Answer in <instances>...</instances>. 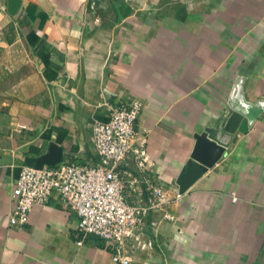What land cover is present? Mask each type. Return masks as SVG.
Here are the masks:
<instances>
[{"label": "crops", "instance_id": "obj_1", "mask_svg": "<svg viewBox=\"0 0 264 264\" xmlns=\"http://www.w3.org/2000/svg\"><path fill=\"white\" fill-rule=\"evenodd\" d=\"M236 76L247 101L264 100V0H20L13 15L0 0V264H117L54 195L8 224L10 193L51 143L59 162L97 165L91 126L133 99V147L147 158L120 161L122 195L145 204L160 187L171 200L124 244L129 264H264V111L183 193L176 185Z\"/></svg>", "mask_w": 264, "mask_h": 264}, {"label": "built area", "instance_id": "obj_2", "mask_svg": "<svg viewBox=\"0 0 264 264\" xmlns=\"http://www.w3.org/2000/svg\"><path fill=\"white\" fill-rule=\"evenodd\" d=\"M141 107L133 99L110 110L105 121L91 126V142L99 157L94 166L59 162L53 166L20 167L11 189L10 225H22L33 206L43 205L51 196L58 197L64 207L77 217L75 231L82 240L88 235L98 237L112 249L111 261L129 264L124 244L135 236L141 219L152 209L170 203L160 187L150 188L145 204H130L122 195V181L116 170L127 152L132 151L139 165L146 161L145 150L134 148V121ZM230 199L236 200L233 193ZM163 218L172 215L163 212Z\"/></svg>", "mask_w": 264, "mask_h": 264}, {"label": "water", "instance_id": "obj_3", "mask_svg": "<svg viewBox=\"0 0 264 264\" xmlns=\"http://www.w3.org/2000/svg\"><path fill=\"white\" fill-rule=\"evenodd\" d=\"M19 3L20 0H6V12L15 14ZM242 84L243 77L236 76L221 114L210 126L193 134V147L184 166V170H189L187 177L181 172L176 179L178 194L183 193L199 175L226 155L239 135L264 111V100L250 102L244 98ZM60 156V148L51 143L47 153L37 157L32 167L39 169L43 165H54L59 162Z\"/></svg>", "mask_w": 264, "mask_h": 264}]
</instances>
